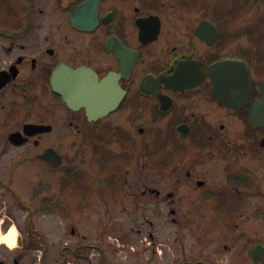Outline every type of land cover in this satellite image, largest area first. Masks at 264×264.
<instances>
[{
	"label": "flooded vegetation",
	"instance_id": "af4514ba",
	"mask_svg": "<svg viewBox=\"0 0 264 264\" xmlns=\"http://www.w3.org/2000/svg\"><path fill=\"white\" fill-rule=\"evenodd\" d=\"M0 145L64 264H264V0H0Z\"/></svg>",
	"mask_w": 264,
	"mask_h": 264
},
{
	"label": "rangeland",
	"instance_id": "374dc122",
	"mask_svg": "<svg viewBox=\"0 0 264 264\" xmlns=\"http://www.w3.org/2000/svg\"><path fill=\"white\" fill-rule=\"evenodd\" d=\"M2 149L3 146L0 145V155ZM14 154L15 152H10L2 156L0 161V233L7 234L13 226L17 228L19 235L17 237V245L13 249L22 252L23 264H64L65 257L61 252V245L67 240V237H64L65 233H63V230L60 231L58 237L53 236L52 224L49 218H35L31 225L30 211L27 210L28 207L32 208L33 206L31 187L28 184H23L19 190L20 198L18 199L14 195V190L4 185V181L8 179V175L13 169L12 157H14ZM25 166V164L20 166L16 171L13 169L11 174L15 172L16 174L13 175L16 177L20 174H30V172L26 173ZM22 204L27 208H21ZM256 224L259 225L258 221ZM31 226L39 231V234L44 238V240L38 241L39 245L43 244L46 247V251H42V255L39 254L37 249L30 251L26 249V244L30 241L35 243L37 241L30 234ZM53 227H58V224ZM261 228L264 231V221ZM228 230L231 235L235 233L232 227L228 228ZM247 242H250V240L248 239ZM71 263L73 264V261Z\"/></svg>",
	"mask_w": 264,
	"mask_h": 264
},
{
	"label": "water",
	"instance_id": "95a60500",
	"mask_svg": "<svg viewBox=\"0 0 264 264\" xmlns=\"http://www.w3.org/2000/svg\"><path fill=\"white\" fill-rule=\"evenodd\" d=\"M230 67H233V62H223L215 66L216 71H223ZM218 96L224 100L227 101L230 104H237L241 102L242 100H247L246 98L241 97L238 94H235L233 92L225 94L221 88H218ZM257 249L254 250L253 255L256 256Z\"/></svg>",
	"mask_w": 264,
	"mask_h": 264
},
{
	"label": "clouds",
	"instance_id": "9594fccd",
	"mask_svg": "<svg viewBox=\"0 0 264 264\" xmlns=\"http://www.w3.org/2000/svg\"><path fill=\"white\" fill-rule=\"evenodd\" d=\"M19 232L15 226H13L7 234L0 233V243H6L9 247H15L17 245V237Z\"/></svg>",
	"mask_w": 264,
	"mask_h": 264
},
{
	"label": "trees",
	"instance_id": "16d2710c",
	"mask_svg": "<svg viewBox=\"0 0 264 264\" xmlns=\"http://www.w3.org/2000/svg\"><path fill=\"white\" fill-rule=\"evenodd\" d=\"M37 212H47V211L46 210H38ZM31 217H32V212H31V209H30V218ZM33 248H38V245L35 242H31L30 241L28 244H26V249L27 250H30V249H33Z\"/></svg>",
	"mask_w": 264,
	"mask_h": 264
},
{
	"label": "bare ground",
	"instance_id": "6f19581e",
	"mask_svg": "<svg viewBox=\"0 0 264 264\" xmlns=\"http://www.w3.org/2000/svg\"><path fill=\"white\" fill-rule=\"evenodd\" d=\"M11 248H13V247H11Z\"/></svg>",
	"mask_w": 264,
	"mask_h": 264
}]
</instances>
